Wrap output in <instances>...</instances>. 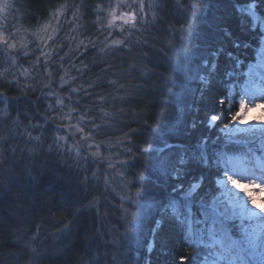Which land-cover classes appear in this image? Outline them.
Returning a JSON list of instances; mask_svg holds the SVG:
<instances>
[{
    "label": "snow or ice",
    "instance_id": "snow-or-ice-1",
    "mask_svg": "<svg viewBox=\"0 0 264 264\" xmlns=\"http://www.w3.org/2000/svg\"><path fill=\"white\" fill-rule=\"evenodd\" d=\"M169 2L96 0L89 6L84 0L72 4L65 0L50 12L41 28L29 33L14 23L13 14L19 11L16 0H0V57L6 65L0 68V80L7 85L0 88L3 106L0 123L11 119L12 126L7 132L13 140L17 137L25 140L28 158L43 147L46 125L51 122L56 125L57 134L49 144V152L66 155L77 167L91 157L108 160L109 169H121L118 175L122 178L124 194L118 206L117 223L124 232L119 233L112 226L118 237L111 242L117 250L113 264H264V202H258L255 195L264 193V121L253 123L248 119L252 109L264 107V47L260 48L256 62L249 63L247 71H242L243 61L238 53L252 45L241 42L230 27L237 6L231 0H218L212 18L208 19L200 0H175L173 8L183 14L187 27L180 22L178 29L173 28L174 34L179 33V40L170 41L169 46L176 47L183 55L174 60L164 54L168 64L165 71L169 75L153 73L135 63L124 69L126 57H118L117 53L131 54L133 49L147 46L144 33L155 27L160 12ZM260 5H264V0L259 3L252 0L240 6L239 12L264 25V19L258 15V11L264 12ZM69 11L72 28L65 36L68 50L59 56L63 49L56 40L64 30ZM89 15L95 17L93 31L84 36L79 21ZM242 19H237V27L243 31ZM201 23L211 31H201ZM246 34L257 44L264 41V31ZM28 36L34 39L29 40ZM193 37L203 43L193 46ZM32 44L37 47L32 48ZM37 51L36 59L29 60ZM89 52L95 53L90 63L84 59ZM69 58L71 62L66 65ZM117 59L121 63L117 64ZM21 60L28 62L29 67H24ZM97 61L103 67L90 75L92 68L98 66ZM137 69L144 79L160 77L152 88L156 98L148 105L149 109L166 103V97L179 87L172 113L156 127L144 118L135 121L137 128H129L114 141H97V136L119 123L123 110L117 112L115 105L128 103L131 94L128 77ZM73 71L76 75H72ZM57 73H61L58 83ZM21 77L31 83H22ZM196 83L199 87L192 86ZM12 85L20 88L26 97L39 88L36 103L49 101L40 113L44 124H32L31 118L28 124H22L19 113L11 118L9 108L19 102L18 97L7 95ZM139 91H143L142 85L137 86ZM237 91L238 98L234 94ZM214 92L218 95H213ZM201 106L207 110L203 117ZM144 116L150 117L151 111ZM225 119L229 123L221 127ZM36 129L40 133L33 136ZM61 130L63 135L59 134ZM8 139V135L0 132V166L13 165L5 170L10 175L7 181H0V191H11L10 184L17 182L26 188L35 186L38 177L30 168L21 177L16 176L14 168L19 161L9 160L8 148L4 147ZM105 143L108 155L102 156L101 147ZM9 147L11 156L15 157L19 145ZM113 147L118 150L113 152ZM25 148L20 149L22 158ZM114 155L124 158L115 161ZM260 200L264 201V195ZM74 224L75 219L63 223L51 233L53 239L60 236L67 239ZM166 224L172 229L171 235L164 232ZM177 238L193 249L187 255L179 254L178 259L173 253ZM37 240H40L39 228L24 241V247L38 258L45 250L35 246ZM20 242L21 238H17L16 243ZM18 258L19 253L10 251L0 261L8 264Z\"/></svg>",
    "mask_w": 264,
    "mask_h": 264
},
{
    "label": "trees",
    "instance_id": "trees-1",
    "mask_svg": "<svg viewBox=\"0 0 264 264\" xmlns=\"http://www.w3.org/2000/svg\"><path fill=\"white\" fill-rule=\"evenodd\" d=\"M25 1L27 2V0ZM64 2L65 0H28L26 9L30 13L39 14L44 18L50 7L56 8L57 4ZM67 2L70 4L80 3V0H67ZM200 2L207 10V18L211 19L218 0H200ZM251 2L252 0H231V3L235 4L237 8L230 21V27L241 42L247 41L252 45L249 49L241 48L238 53L239 58L243 61L242 71H247L249 63L256 61L262 44L261 42L259 44L252 42L246 34L248 32L263 31L260 21H252L246 14L239 12L240 6ZM84 3L91 6L96 3V0H84ZM174 3L175 0H170L168 7L160 12L155 27H150L144 33V36L147 37V46L137 47L133 49L131 54L117 53L118 57H126L123 62L124 69H128L129 64L135 63L144 65L146 69L151 70L153 73L169 75L165 71L168 64L163 59L164 54L167 53L174 60L183 55V52H178L176 47L169 46L170 41L175 40L178 42L179 40V33L174 34L173 28L178 29L180 22H183L187 27V21L184 20L183 14L173 8ZM260 6L264 7V5ZM258 15H261L264 19V12L258 11ZM241 17L243 18L241 20L243 31L237 27V19ZM203 18L202 13L201 19ZM94 20L95 17L89 15L79 21L84 36L93 31L92 21ZM71 28L72 23L65 19L64 30L58 33L59 39L56 40V44L63 49L59 52V56H64L68 50L65 36ZM199 28L206 33L211 31L202 23L199 24ZM84 36H81V38L83 39ZM198 43H203V41L193 37L192 45L195 46ZM31 47L36 48L37 44H32ZM35 55H39V52L37 51ZM35 55H30L29 60H35L36 58H33ZM248 56H251V59H247ZM94 58V52H89L88 56L84 57L85 61L89 63ZM58 59L59 57H57ZM70 62V58L65 60L66 65ZM21 63L24 67H29V63L24 60H21ZM76 63L79 66V60ZM116 63L119 64L121 61L117 59ZM0 65L2 68L6 67L2 57H0ZM102 67L103 65L98 63L97 67L92 68L90 75L97 74ZM60 74L57 73L55 76L57 83ZM72 75H76V73L73 71ZM20 79L21 82H24L22 77ZM159 80L160 77L156 75L151 76L150 79L142 78L139 69L132 71L128 77V85L131 89L129 101L126 104L117 103L115 105L117 112L123 110L118 117L119 123L106 130L104 135L97 136V141H114L115 138L127 132L129 128H137L138 123L135 121H142L144 118L149 119L152 127H156L159 122L167 120L177 102L180 89L177 86L174 92L166 97V103L158 104L149 109L148 105L156 98L152 88L159 83ZM27 82L31 83V81ZM140 85L143 86V91L137 92V86ZM192 86L199 87V84L196 83ZM6 87L4 80H0V88ZM169 87L171 88L173 85H169ZM21 91L16 85H12L7 91L9 97L19 98V102L13 103L9 108L11 118H16L19 113L22 124H28L29 118H31L32 124H44V118L40 113L45 111L49 101L43 100L39 104L36 103L37 97L40 96L39 88H37L35 94L29 93L27 97L23 96ZM234 94L238 98V91ZM213 95H218V93L214 92ZM51 102L54 103V100ZM0 107L3 106L0 105ZM147 111H151L150 117L144 116ZM206 111V108L201 106L200 116L203 117ZM46 114L50 115L51 113ZM99 122V119H97V123ZM224 123H229V121L227 119L223 120L220 126L222 127ZM11 126V119L0 123V132L9 136L4 144V147L8 148L9 160L19 161L14 168L15 174L17 177H21L30 168L33 175L38 177V183L31 188H26L20 182L12 183L10 184L11 191H0V257L10 251L19 253V258L9 261L8 264H30V262L31 264H95V262L104 264V260L113 261L115 256L113 253H116L117 250L111 246V242L114 238L118 239V237L116 233L112 232V226H116L119 233L124 232V228L117 223L120 215L118 206L121 204V196L124 194L121 184L122 178L118 175L121 169L119 167L109 169L105 163L108 160L91 157L87 162L81 161L80 166L77 167L76 162L66 155H58L54 150L49 152V144L52 143L53 136L57 134L55 132L56 125L51 122L46 125L43 147L32 158H28L25 140L19 137L13 140L11 133L7 132V129ZM39 133L40 129L32 131L33 136ZM59 134H64V132L62 131ZM13 144L19 145L15 157L11 156L12 149L9 147ZM21 148H25L23 158L21 157ZM117 150L115 147L112 149L113 152ZM101 155H108L107 143L101 147ZM123 158V156H113L115 161ZM10 167H13L11 163L0 166V181L8 180L10 174L5 170ZM85 169L87 170L85 171ZM130 175L131 173H129ZM85 177H87V181ZM24 179L26 180L27 177L25 176ZM106 180L107 183H105ZM89 205L91 207H88ZM71 219H75V224L68 238L65 239L64 236H60L58 240H54L51 233L55 229L61 228L63 223H67ZM106 220L109 221L108 225ZM38 228L40 240L35 241V246L38 249L43 248L45 251L42 256L37 258L24 247V241L33 236ZM164 232L171 235L172 229L166 224ZM17 238H21L19 244L16 243ZM42 241H46V243H42ZM144 242L147 243V238ZM10 247L13 248L10 249ZM192 251L193 249L188 243L180 242L177 238L173 246L175 258L178 259L179 254L187 255ZM140 255L143 258L144 252L142 249ZM153 256H155V253H153ZM0 264H3V261H0Z\"/></svg>",
    "mask_w": 264,
    "mask_h": 264
},
{
    "label": "rangeland",
    "instance_id": "rangeland-1",
    "mask_svg": "<svg viewBox=\"0 0 264 264\" xmlns=\"http://www.w3.org/2000/svg\"><path fill=\"white\" fill-rule=\"evenodd\" d=\"M27 2H28V0H27ZM27 2L25 0H16V5H17V8L19 9V11L15 12L13 14V15L16 16V20L14 21V23L16 24L17 27L22 28V29H26L29 33H32V32L37 31V29H39V28H41L43 26V24L48 19V16L50 14L49 12H51V9H54V8L50 7V9L47 10V14L48 15L46 14L44 16V18H43V16H41L39 14H36V13L33 14V13H30L29 11H27V9H26L27 8ZM59 5L60 4H57V6H55V7H58ZM25 12H27L29 14H26ZM67 15H68L67 21H69V23H70L71 16H72L71 11L68 12ZM262 27H263V31H264V25H262ZM28 39L32 40L34 38L32 36H28ZM261 43H262L261 47H264V41H261ZM33 45H35V44H33ZM33 58H36V55ZM0 68H2L1 65H0ZM22 83H28V82L24 81ZM65 111H66V109H65ZM248 114H249L248 115V119L250 121H252L253 123H259L262 120L261 119L262 116H264V107H262V108H254ZM254 117L256 118V120H253ZM62 131L63 130H61V132ZM60 135H63V134H60ZM69 143H71V141H69ZM93 150H95V149H93ZM105 163H106V165H108V161H105ZM260 194L264 195V193H260ZM258 202H264V201H261L260 199H258ZM106 224L108 225L109 221L106 220ZM113 254L116 255V253H113ZM108 263L109 264H113V261L112 260L111 261L110 260H104V264H108ZM95 264H100V263L95 262Z\"/></svg>",
    "mask_w": 264,
    "mask_h": 264
},
{
    "label": "bare ground",
    "instance_id": "bare-ground-1",
    "mask_svg": "<svg viewBox=\"0 0 264 264\" xmlns=\"http://www.w3.org/2000/svg\"><path fill=\"white\" fill-rule=\"evenodd\" d=\"M248 115H249V114H248ZM261 116H262V115H261ZM259 119H260V118H259ZM261 119H262L261 121H264V116H262ZM255 195L257 196V200L260 199V197L262 196V194H260V193H256ZM11 248H13V247H10V249H11Z\"/></svg>",
    "mask_w": 264,
    "mask_h": 264
}]
</instances>
